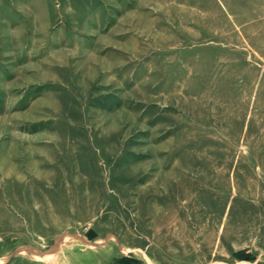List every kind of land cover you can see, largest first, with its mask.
<instances>
[{
    "label": "rangeland",
    "instance_id": "rangeland-1",
    "mask_svg": "<svg viewBox=\"0 0 264 264\" xmlns=\"http://www.w3.org/2000/svg\"><path fill=\"white\" fill-rule=\"evenodd\" d=\"M0 264H264V0H0Z\"/></svg>",
    "mask_w": 264,
    "mask_h": 264
}]
</instances>
